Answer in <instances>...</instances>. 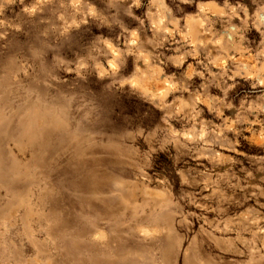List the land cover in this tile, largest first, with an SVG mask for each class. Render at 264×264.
Returning a JSON list of instances; mask_svg holds the SVG:
<instances>
[{
  "label": "clouds",
  "instance_id": "9594fccd",
  "mask_svg": "<svg viewBox=\"0 0 264 264\" xmlns=\"http://www.w3.org/2000/svg\"><path fill=\"white\" fill-rule=\"evenodd\" d=\"M10 37L0 264H264V0H0ZM96 147L69 213L52 173Z\"/></svg>",
  "mask_w": 264,
  "mask_h": 264
},
{
  "label": "rangeland",
  "instance_id": "374dc122",
  "mask_svg": "<svg viewBox=\"0 0 264 264\" xmlns=\"http://www.w3.org/2000/svg\"><path fill=\"white\" fill-rule=\"evenodd\" d=\"M24 38L20 37L16 39L10 37L7 42V46L0 49V60L12 55L17 48L23 43ZM5 43V42H0ZM51 54H49L50 56ZM85 100H90L88 95H85ZM103 104L100 99L92 101L90 106L98 107ZM94 115V114H93ZM86 127L98 132L97 140L103 143L105 140V133H117L119 127L115 125H109L101 119L96 121L92 117L86 122ZM109 164L106 151L103 148L96 147L88 150L84 157L80 159H69L65 157L58 162V166L52 173L51 180L54 184H62L67 189L66 192H62L61 200L58 201V206L66 208L69 213L80 211L82 205L85 203L90 204L92 208H98L99 205L94 201H85V197L90 195H103V187L94 182L92 178L85 177V173L96 169L102 168ZM95 184V186H93Z\"/></svg>",
  "mask_w": 264,
  "mask_h": 264
}]
</instances>
